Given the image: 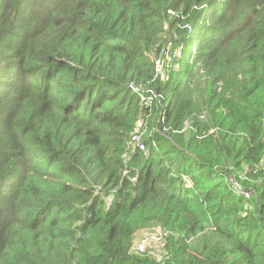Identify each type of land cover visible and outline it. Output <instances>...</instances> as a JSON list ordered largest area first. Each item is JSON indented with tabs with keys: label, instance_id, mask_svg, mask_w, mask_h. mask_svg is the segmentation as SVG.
I'll list each match as a JSON object with an SVG mask.
<instances>
[{
	"label": "trees",
	"instance_id": "trees-1",
	"mask_svg": "<svg viewBox=\"0 0 264 264\" xmlns=\"http://www.w3.org/2000/svg\"><path fill=\"white\" fill-rule=\"evenodd\" d=\"M0 264H264V0H0Z\"/></svg>",
	"mask_w": 264,
	"mask_h": 264
},
{
	"label": "built area",
	"instance_id": "built-area-1",
	"mask_svg": "<svg viewBox=\"0 0 264 264\" xmlns=\"http://www.w3.org/2000/svg\"><path fill=\"white\" fill-rule=\"evenodd\" d=\"M171 48H172V43L169 41L166 45V48L161 52V55L155 59L154 64H155L156 74L158 75L161 74L163 71V68L167 66V63L170 59ZM173 54L177 57H180L181 48H174ZM149 93L150 94L148 95H144V94L139 95L142 105L146 108H149L150 106H152L154 102L161 105V99H162L161 94H157L155 92L153 93L151 91ZM162 117L163 115L160 112V119H159L160 123L164 122ZM201 118H203V116H201ZM139 125H141V122L139 123ZM189 128H190V123H186L185 126H183L180 133L184 132L186 129H189ZM153 132H157L162 135L166 132V129H163L162 131H160L158 128H154ZM212 132L213 130H210L208 134H211ZM131 143H132V152L133 151H142V152L145 151V145L142 141L141 134H139V130L135 131L131 135ZM233 187L237 188L238 186L237 184L233 183ZM246 196H248V194H246ZM165 238H166V234L160 231L154 232V233L143 234L134 243L133 252L136 254H148L154 257V254L152 252H148V250L154 249L158 246H163L165 242Z\"/></svg>",
	"mask_w": 264,
	"mask_h": 264
},
{
	"label": "rangeland",
	"instance_id": "rangeland-1",
	"mask_svg": "<svg viewBox=\"0 0 264 264\" xmlns=\"http://www.w3.org/2000/svg\"><path fill=\"white\" fill-rule=\"evenodd\" d=\"M163 135V134H162ZM158 231H160V232H162V233H165V232H163V231H161V229H155L154 231H150V232H141V233H138L137 235H136V240H135V242L138 240V238L141 236V235H143V234H146V233H154V232H158ZM166 234V233H165ZM163 248H164V245L163 246H158V247H156V248H154V249H151V250H148V252H152L153 254H154V257L155 258H157V260L158 261H160V260H162L163 258H164V253H165V251L163 250Z\"/></svg>",
	"mask_w": 264,
	"mask_h": 264
}]
</instances>
